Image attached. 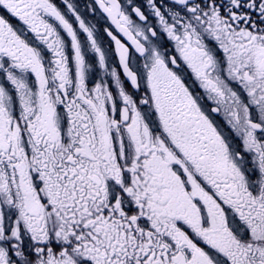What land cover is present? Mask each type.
Instances as JSON below:
<instances>
[{
    "label": "snow or ice",
    "instance_id": "1",
    "mask_svg": "<svg viewBox=\"0 0 264 264\" xmlns=\"http://www.w3.org/2000/svg\"><path fill=\"white\" fill-rule=\"evenodd\" d=\"M0 264H264V0H0Z\"/></svg>",
    "mask_w": 264,
    "mask_h": 264
}]
</instances>
